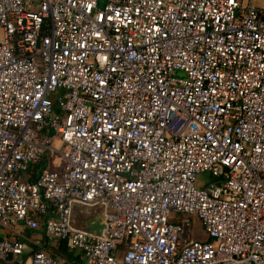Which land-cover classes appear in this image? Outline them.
Returning a JSON list of instances; mask_svg holds the SVG:
<instances>
[{
	"label": "built area",
	"instance_id": "2783aa9c",
	"mask_svg": "<svg viewBox=\"0 0 264 264\" xmlns=\"http://www.w3.org/2000/svg\"><path fill=\"white\" fill-rule=\"evenodd\" d=\"M20 225L0 264H71L44 237L81 264H264V0H0V226Z\"/></svg>",
	"mask_w": 264,
	"mask_h": 264
},
{
	"label": "crops",
	"instance_id": "0c3cea01",
	"mask_svg": "<svg viewBox=\"0 0 264 264\" xmlns=\"http://www.w3.org/2000/svg\"><path fill=\"white\" fill-rule=\"evenodd\" d=\"M52 168V164H50L49 162V158L45 157L39 164L35 165L33 170H32V175H33V178L36 177L40 170L41 169H46V168ZM18 234L14 233V232H11V231H8L7 229H3V228H0V233H1V236L2 237H9V238H16V237H23V238H33L34 237V234L31 233L29 230H27L24 225H20L19 226V229H18ZM42 234L39 233V236H41ZM37 236V235H35ZM209 238V237H207ZM53 241H48V238L44 237L43 238V247H45L47 250L51 251V253H53L56 257L60 258V259H63L65 260L66 262L68 263H71V264H81L82 260L80 259L79 257V254L78 252H74V251H71L69 248H67V243L66 241H62L60 240L59 244H53L52 243ZM66 245L65 248H67L70 252L73 253V257L71 259L67 258L66 256H64L62 253H61V247H62V244ZM34 245V244H32Z\"/></svg>",
	"mask_w": 264,
	"mask_h": 264
},
{
	"label": "water",
	"instance_id": "95a60500",
	"mask_svg": "<svg viewBox=\"0 0 264 264\" xmlns=\"http://www.w3.org/2000/svg\"><path fill=\"white\" fill-rule=\"evenodd\" d=\"M80 208H76V212L79 213ZM83 215L80 217L77 215L76 220L77 224L89 232L102 233L103 228L105 227L103 216L99 212H93L91 207L85 206L83 209Z\"/></svg>",
	"mask_w": 264,
	"mask_h": 264
},
{
	"label": "rangeland",
	"instance_id": "374dc122",
	"mask_svg": "<svg viewBox=\"0 0 264 264\" xmlns=\"http://www.w3.org/2000/svg\"><path fill=\"white\" fill-rule=\"evenodd\" d=\"M210 174L208 172H204V173H200L197 176V182H196V186L197 187H203L205 185V183H203L204 181H206L209 178ZM184 216V214H178V216H176L175 212L171 213V217H176V220L180 221L182 219V217ZM191 216V215H189ZM0 228H3L2 226H0ZM5 229V228H3ZM191 237H195V238H206L208 239V233L206 231V229L204 228L202 222L200 221V219H196L194 221V227L191 229ZM60 240H53V244H59Z\"/></svg>",
	"mask_w": 264,
	"mask_h": 264
},
{
	"label": "trees",
	"instance_id": "16d2710c",
	"mask_svg": "<svg viewBox=\"0 0 264 264\" xmlns=\"http://www.w3.org/2000/svg\"><path fill=\"white\" fill-rule=\"evenodd\" d=\"M62 241H64V240H62ZM65 246H66V245H65L64 242H63L62 247H61V253H62L64 256H66L67 258L71 259V258L73 257V253L70 252L67 248H65Z\"/></svg>",
	"mask_w": 264,
	"mask_h": 264
}]
</instances>
